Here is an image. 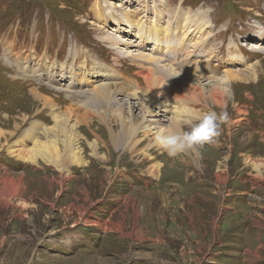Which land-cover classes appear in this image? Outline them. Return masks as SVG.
<instances>
[{
	"label": "rangeland",
	"instance_id": "obj_1",
	"mask_svg": "<svg viewBox=\"0 0 264 264\" xmlns=\"http://www.w3.org/2000/svg\"><path fill=\"white\" fill-rule=\"evenodd\" d=\"M257 26L264 30V0H0V264H264V49L251 48L256 37L246 40ZM158 62L197 77L199 89L181 96L182 105L229 115L221 136L201 149L204 170L169 158L152 131H138L133 146L122 136L129 118L136 128L172 121L126 99L152 93L145 75L154 70L175 82ZM100 63L113 75L96 76ZM226 69H245L243 78L226 87L213 80ZM100 83L116 99L102 113L80 105L81 94H65ZM164 86L158 98L177 105L179 95ZM31 88L75 112L84 162L66 174L8 152L31 124L54 123ZM49 138L62 149L58 131L40 136Z\"/></svg>",
	"mask_w": 264,
	"mask_h": 264
},
{
	"label": "bare ground",
	"instance_id": "obj_2",
	"mask_svg": "<svg viewBox=\"0 0 264 264\" xmlns=\"http://www.w3.org/2000/svg\"><path fill=\"white\" fill-rule=\"evenodd\" d=\"M101 14H102L101 8H98L96 10V15H101ZM125 21L126 20H124V22L121 23V26L126 27L128 25ZM205 25H206V23H205ZM153 28H155L157 32L159 31V25H155ZM201 29H202V31H204L206 29V27L204 28V24H203ZM164 33H166L165 30H161V32L159 34H160V36H162V35H164ZM253 37L254 38L256 37V39H259L261 43L259 45L251 46V48H253V47L259 48L262 46L261 49H264V30L257 26V29H255L253 33H250V35H247L246 40L251 39ZM259 40L254 41V42L257 43ZM130 52L131 51H125L126 55H128ZM162 53H163V55H166V56L169 55V53L175 54L174 50H171V51H168V50L163 51L162 50ZM81 55H83V54H81ZM143 56L144 55L142 54L141 57H143ZM169 56L171 57V55H169ZM231 58H233V56ZM234 58H236L235 60H237V63H243V61H241L240 59L237 58L236 53L234 55ZM147 59L149 60L148 57H147ZM152 61L157 62L154 60V58H152ZM160 63H162V62H158L157 65H159L160 67H162L165 70V74H170L168 76L172 75L173 78H176L175 82H173L172 79L166 80V78L163 77L165 75L161 76L160 73L155 72V70L154 71L151 70L153 75H145V78H146L147 84L151 88L152 93L150 92L146 95V94H141L137 91V92H133V93L127 95L126 99H127L128 103H131V101H129V99H131V98L140 100V104L145 106L148 115L150 113H153L154 110H152V107L154 109H155V107H158L159 110L169 112L172 115L171 116V119H172L171 122H173L175 120V115L173 114L174 113L173 109L178 107V106L183 107L186 105V104L185 105L181 104V102H182L181 96H187V97L190 96L191 97L192 93L199 89V88H197V86H198L197 82L198 81H197V77H195V76H188V77L178 76V75L173 73V71L170 67H166ZM257 63L258 62H255L254 64L249 65L248 67H245V69H251ZM95 66H98V67H96L97 69L99 68V70H96V73H98L96 76H99V75L112 76L113 75V73H111V69L108 66H106L102 63L97 64ZM257 67H255V68H257ZM245 69H243V70H230V69L227 70L226 69L223 71L221 76L216 77L213 80L219 81L221 83V85H223L224 87L232 86L233 84H235L236 80H241L243 78V76L241 75V71H244ZM66 72H68V71H66ZM252 73H253V70H252ZM24 75H27V74H24ZM67 75H68V77H70V76L72 77L73 73L68 72ZM163 86L165 88H167V91H174L175 93H177V95H179L180 100L175 99V101L177 102V105L174 104V106L169 107L168 105H170V104L166 103L163 99L160 100V98H158L157 95L163 93V91H161V87H163ZM112 90H113L112 85L106 84V83H102V84L100 83L98 86H95L94 88H92V90L91 89H88V90L85 89L83 91H78L76 88L70 87V88H67L65 90V94L70 99L76 98V96L79 97V94H81V96H83V98H85V99L81 100L80 105H83V107H87L89 109L94 108L95 110L93 113H102L101 111H103V109L108 107L109 103L111 101L116 103V99L114 98L115 95L113 94ZM216 90H218V89H214L213 91H216ZM30 92L35 94L36 98H41L43 100L45 107L50 109L51 118H52L54 123L52 126H49V127H46V126L41 127L40 125H37V123L31 124L29 127H27V129L25 131L23 130L24 133L22 136H20L17 140H15V141H13V143H11L12 145H10V147L8 148L9 154L13 157H18L19 159H21L23 161H29V162H37L39 159H41L44 162L51 164L53 167H55V169H58L59 172L64 173V174L67 173L68 165H82L84 161L81 158V154H80L79 149H77V147H76L77 136H76L75 129L77 127V124L75 122H72L74 120L72 118L73 117L72 115L75 113V112H73L74 110L71 109L70 107H63V109H61V108L55 109L56 107L54 108V106H53V104H51L49 98L47 96L41 94L40 91L31 88ZM218 93H220V91H216L214 93L215 94V96L213 97L214 101L218 100L217 96H216V94H218ZM118 104H119V106L122 105V103L121 104L118 103ZM129 106L131 107V104ZM99 108H101L100 111H98ZM149 108L151 109L150 111H149ZM61 110H63V111L60 112ZM155 111H157V110H155ZM239 112L245 113L244 111H241V110ZM117 113L121 114L122 112L120 109H118ZM121 119H123V118H121ZM151 120L154 121L153 119H151ZM133 124L134 123L129 118V122L125 125V131L124 130L122 131L123 133L125 132L124 135H122V136L126 137V140H127L126 144H128L130 146H133L134 144L137 143L138 140L136 139V134L138 131H141L144 133L152 131V133H154V131L157 129L156 125H153L151 123H145V121L142 123L141 126H139V128H136L137 126H134ZM60 130H61V132H60ZM51 131H54V132L58 131L60 133V135L63 136V139L61 140V142L63 143L62 149H60L58 147L59 139H57V138H49V140L45 139V141L40 139L41 135L46 136ZM110 131H109V138L112 140L111 143L121 145L120 136L116 135V134L113 135V132L112 131L110 132ZM112 135H113V137H112ZM23 138L30 140L32 145L27 146V144L25 143ZM89 146L93 147L95 150V148L97 146V142L95 140H93L92 142L89 143ZM149 146L150 145H148V147ZM254 166L256 167L258 165H254ZM151 171H150V173L152 175L156 173L155 172L156 170L153 169V167H152Z\"/></svg>",
	"mask_w": 264,
	"mask_h": 264
},
{
	"label": "clouds",
	"instance_id": "obj_3",
	"mask_svg": "<svg viewBox=\"0 0 264 264\" xmlns=\"http://www.w3.org/2000/svg\"><path fill=\"white\" fill-rule=\"evenodd\" d=\"M173 112L175 120L154 131L153 145L171 159L187 157L200 167L201 149L221 136L229 115L215 111L199 113L189 106H178Z\"/></svg>",
	"mask_w": 264,
	"mask_h": 264
},
{
	"label": "crops",
	"instance_id": "obj_4",
	"mask_svg": "<svg viewBox=\"0 0 264 264\" xmlns=\"http://www.w3.org/2000/svg\"><path fill=\"white\" fill-rule=\"evenodd\" d=\"M214 158V163H211L210 161L212 160ZM212 159L209 161L210 163H211V166H215V165H217V163L216 162H219V160H215L216 159V155L215 154H213V157H212ZM200 166L202 167V169L205 167V166H207L208 165V161L203 157L201 160H200ZM204 170V169H203ZM210 171V170H209ZM149 176V175H148ZM135 177V176H134ZM136 178V177H135ZM137 179V178H136ZM138 184H141V185H143V183H144V181L142 180V179H138V182H137ZM145 184V183H144ZM146 185V184H145Z\"/></svg>",
	"mask_w": 264,
	"mask_h": 264
}]
</instances>
